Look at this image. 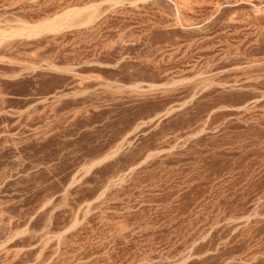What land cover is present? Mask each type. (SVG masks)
<instances>
[{
  "label": "rangeland",
  "instance_id": "rangeland-1",
  "mask_svg": "<svg viewBox=\"0 0 264 264\" xmlns=\"http://www.w3.org/2000/svg\"><path fill=\"white\" fill-rule=\"evenodd\" d=\"M0 264H264V0H0Z\"/></svg>",
  "mask_w": 264,
  "mask_h": 264
},
{
  "label": "bare ground",
  "instance_id": "bare-ground-1",
  "mask_svg": "<svg viewBox=\"0 0 264 264\" xmlns=\"http://www.w3.org/2000/svg\"><path fill=\"white\" fill-rule=\"evenodd\" d=\"M53 26H55V24H53ZM37 30H38L37 27L30 28V31H33L34 33H38Z\"/></svg>",
  "mask_w": 264,
  "mask_h": 264
}]
</instances>
